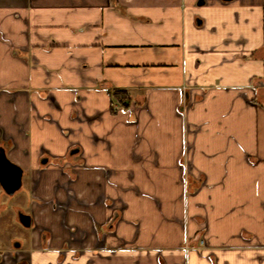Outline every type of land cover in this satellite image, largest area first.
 Here are the masks:
<instances>
[{
	"label": "crops",
	"instance_id": "obj_1",
	"mask_svg": "<svg viewBox=\"0 0 264 264\" xmlns=\"http://www.w3.org/2000/svg\"><path fill=\"white\" fill-rule=\"evenodd\" d=\"M0 147V264H264V0H0Z\"/></svg>",
	"mask_w": 264,
	"mask_h": 264
},
{
	"label": "water",
	"instance_id": "obj_2",
	"mask_svg": "<svg viewBox=\"0 0 264 264\" xmlns=\"http://www.w3.org/2000/svg\"><path fill=\"white\" fill-rule=\"evenodd\" d=\"M223 2H230L232 0H222ZM202 4V2H200ZM42 163H46L43 160ZM22 170L11 163L5 154V150L0 147V186L7 195H12L21 186ZM19 223L25 227H30L31 220L28 215L18 214Z\"/></svg>",
	"mask_w": 264,
	"mask_h": 264
},
{
	"label": "rangeland",
	"instance_id": "obj_3",
	"mask_svg": "<svg viewBox=\"0 0 264 264\" xmlns=\"http://www.w3.org/2000/svg\"><path fill=\"white\" fill-rule=\"evenodd\" d=\"M22 196L21 191L19 190L17 193L11 196L2 195V205H5L7 208V211L4 212L5 221L0 220V230L3 229L6 234H8V237L11 238L15 234H21L25 231L24 227H21L19 223H17L16 219L11 216L12 211H10L12 206H16L18 203V199ZM4 225V226H3ZM9 229V230H8ZM2 230V231H3Z\"/></svg>",
	"mask_w": 264,
	"mask_h": 264
},
{
	"label": "trees",
	"instance_id": "obj_4",
	"mask_svg": "<svg viewBox=\"0 0 264 264\" xmlns=\"http://www.w3.org/2000/svg\"><path fill=\"white\" fill-rule=\"evenodd\" d=\"M123 95V92L122 91H114L113 92V96L116 98V97H120L121 98V101H123L125 99V97L122 96Z\"/></svg>",
	"mask_w": 264,
	"mask_h": 264
},
{
	"label": "built area",
	"instance_id": "obj_5",
	"mask_svg": "<svg viewBox=\"0 0 264 264\" xmlns=\"http://www.w3.org/2000/svg\"><path fill=\"white\" fill-rule=\"evenodd\" d=\"M203 246H204V240L200 238V239L198 240V247H199V248H202Z\"/></svg>",
	"mask_w": 264,
	"mask_h": 264
},
{
	"label": "flooded vegetation",
	"instance_id": "obj_6",
	"mask_svg": "<svg viewBox=\"0 0 264 264\" xmlns=\"http://www.w3.org/2000/svg\"><path fill=\"white\" fill-rule=\"evenodd\" d=\"M18 190H19V189H18ZM15 192H16V191H15ZM15 192H14V193H15ZM4 193H5V192H4ZM14 193H13V194H14ZM5 194H6V193H5ZM13 194H12V195H13ZM6 195H7V194H6ZM8 196H11V195H8ZM18 221H19V220H18Z\"/></svg>",
	"mask_w": 264,
	"mask_h": 264
}]
</instances>
